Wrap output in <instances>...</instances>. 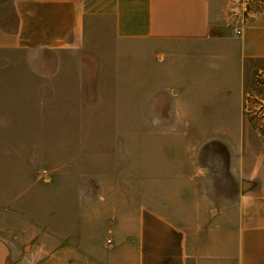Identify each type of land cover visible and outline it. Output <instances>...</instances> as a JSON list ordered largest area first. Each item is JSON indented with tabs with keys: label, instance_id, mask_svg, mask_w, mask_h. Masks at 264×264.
I'll list each match as a JSON object with an SVG mask.
<instances>
[{
	"label": "crops",
	"instance_id": "1",
	"mask_svg": "<svg viewBox=\"0 0 264 264\" xmlns=\"http://www.w3.org/2000/svg\"><path fill=\"white\" fill-rule=\"evenodd\" d=\"M229 4L0 0V264H264V142L240 131L264 11L236 34ZM208 42L222 87L141 74Z\"/></svg>",
	"mask_w": 264,
	"mask_h": 264
},
{
	"label": "rangeland",
	"instance_id": "2",
	"mask_svg": "<svg viewBox=\"0 0 264 264\" xmlns=\"http://www.w3.org/2000/svg\"><path fill=\"white\" fill-rule=\"evenodd\" d=\"M229 5L230 9L235 10L237 14L241 16L243 19L242 24H245L248 17H251L252 14L264 11V0H230ZM230 13L231 10L229 11L228 16ZM224 28L227 31H233L232 26L224 25ZM214 47L216 46L210 44L209 42L201 44L199 47L193 46L185 55L178 56L173 61H169V58L165 56L163 61L159 63L154 62L153 57L149 55V58H146V60L143 61V70L141 74L147 75L149 70H151V75H156L160 80L179 79L180 81L186 82L190 86L191 90L199 89V84L202 83V80L204 81V87L206 85V87L213 86L214 88L217 86L216 84H218L217 87H222L221 84L225 82V80L220 79L223 75V71H221L222 66L217 63H212V61L208 58L210 51ZM236 55L234 54L232 63H230L229 73L226 75L229 82L235 85L238 82L236 79L238 69H236V67L239 66L237 62L239 58L238 52H236ZM225 72H228L227 69ZM208 79L213 81V83L208 82ZM242 81L243 95L241 115L243 127L240 131L244 136H254V138H256L258 141L257 143L262 144L264 142V60L248 62L243 70ZM220 89L223 90V88ZM128 91L129 97L127 98V106L129 112L124 115V119L130 123V128L128 129L129 137L136 138L140 133L136 128V121L140 119L143 120L142 116L144 115V112L146 119H150V114L144 111L138 115L137 105H140L141 101L139 99L138 102L137 97H135L136 85L135 82L131 80V78L129 80ZM226 94L227 93L222 92L218 93L217 95H210L209 99L208 97L204 98V103H206L204 110H211L212 107L223 108V106H225V108H231L233 104L236 106L237 100H235L234 95L233 97L228 98ZM145 109H147V107ZM232 112L233 110L227 111V109L222 112V114L227 117L226 121L231 124L233 122ZM143 135L147 136L152 134L149 132V134L145 133ZM208 140H213V138ZM130 148H132L131 145Z\"/></svg>",
	"mask_w": 264,
	"mask_h": 264
},
{
	"label": "built area",
	"instance_id": "3",
	"mask_svg": "<svg viewBox=\"0 0 264 264\" xmlns=\"http://www.w3.org/2000/svg\"><path fill=\"white\" fill-rule=\"evenodd\" d=\"M242 22L243 19L241 16H239V14H237V12L232 9L230 15L225 20V25L232 26V30L236 34H240L242 32V25L244 24H242ZM42 171L46 172V169H42Z\"/></svg>",
	"mask_w": 264,
	"mask_h": 264
}]
</instances>
